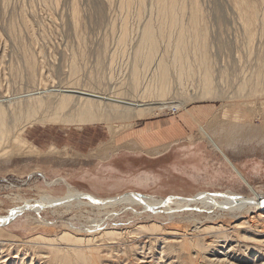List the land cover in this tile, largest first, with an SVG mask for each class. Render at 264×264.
I'll list each match as a JSON object with an SVG mask.
<instances>
[{
  "label": "rangeland",
  "instance_id": "1",
  "mask_svg": "<svg viewBox=\"0 0 264 264\" xmlns=\"http://www.w3.org/2000/svg\"><path fill=\"white\" fill-rule=\"evenodd\" d=\"M199 1L206 14V28L211 38L208 37V48L209 52L212 50L210 56H213L212 87L204 89L200 85L201 73L196 67L190 76H185L180 81L176 80L175 74L170 70L171 89L165 98L178 99L182 102L180 107L172 106L140 119L113 117L86 121L81 125L50 119L49 110L34 113L35 115L29 118H21L16 134L33 148L35 154L16 155L10 152L0 159V216L9 215V210L21 205L22 201L38 199L41 194L57 197L64 195L67 187L60 181L64 176L73 177L72 181L64 178L72 188L98 197L133 192L166 199L175 195L190 197L206 190L210 193L231 190L250 196L251 193L243 183L239 185L232 183L230 178L225 181L220 179L221 185L204 184V180H207L206 174L214 175L219 170L215 171L217 167L211 162L208 168L204 167V171H199L202 172V180L198 182L189 178V173L167 174L166 178L153 182L140 175L144 169L142 156L133 157L128 153L121 154L118 160H115L121 166L117 170L114 171L105 165L119 150L117 136L121 135L120 137L124 138L127 130L133 126H140L147 120L176 117L184 112L192 117H200L196 122L197 141L205 139L199 132V127L204 126L215 136L214 139L222 142L227 155L237 163L240 170L250 179V183L260 187V191L264 193V67L261 69L264 64V38L260 44L256 42L249 50L242 40L238 21L229 18L227 24H223L226 10L224 0L219 1L224 11L220 21L214 17L219 12L212 9L215 0ZM77 2L81 13L75 31L69 21V0H60L59 4L51 0H0V99H3L4 106L5 100L10 97L20 95L26 97V94L35 92L38 87L44 85L47 88L70 86L72 80H77L83 85L82 88L97 92L108 93L114 90L123 92L126 83L120 82L127 72L128 59L119 50L112 59L110 58V53L117 45L115 36L119 30L120 11L108 10L105 6L99 11L96 7L102 5L103 0ZM223 11H220V15ZM112 21L114 23H111ZM133 23L135 19L131 18L130 24ZM27 55L32 57L34 68L32 73L28 70ZM72 64L78 66L75 74L71 72ZM255 77L258 83L263 84L257 89L250 88L253 85L251 78ZM244 81L249 82L245 84ZM206 90L210 92L207 93ZM115 125L118 126L116 130L113 129ZM252 127L257 128V133L248 136ZM108 138H110L108 143L95 146L98 141ZM6 144H11L10 150L16 146L12 140ZM204 155L206 159L208 155ZM137 178L147 181H138ZM49 182L54 184L47 185ZM170 207L176 208L175 205ZM191 208L155 214L147 212L141 206L116 205L113 208L97 210L73 202L69 206L57 207L60 215L50 212L48 207H42L39 214L29 213L31 217H44L51 221V224H44V227L31 217L28 220L27 212L22 213L24 215L20 214L19 219L15 217L16 221L13 219L7 223L0 233L2 238H8L12 233L22 239L39 233L45 235L59 233L63 229L76 234L77 231H73L69 226L73 224L76 228L84 230L82 233L85 235L99 229H124L151 221L160 222L167 229H173L183 228L185 223L187 226L191 224V220L197 218L196 220L202 223H207L206 221L210 223L209 220H223L224 223L226 221L225 229L233 230L232 234L239 236L233 225L248 218L246 213L229 217L225 208H212L210 211L199 209V205H191ZM172 212L177 214L174 216L175 219L169 220L168 216ZM243 214L245 216H242ZM250 223L245 228L247 235L256 238L264 236L256 234L255 231L253 233L254 226ZM261 229L264 230L263 227ZM238 240L242 241L238 249H246L247 252L249 249L247 239L242 240L239 237ZM228 243L229 240L225 243L219 241L214 246L216 249H228L235 245L232 241L231 245ZM239 252L241 251L230 253L232 261L242 264L264 263L262 256L256 255V260H253L254 255H251L250 251L247 252L248 255Z\"/></svg>",
  "mask_w": 264,
  "mask_h": 264
},
{
  "label": "bare ground",
  "instance_id": "2",
  "mask_svg": "<svg viewBox=\"0 0 264 264\" xmlns=\"http://www.w3.org/2000/svg\"><path fill=\"white\" fill-rule=\"evenodd\" d=\"M51 1L59 4L60 0ZM219 1L215 0V6L212 8L219 12L214 16L218 21L224 16ZM224 4L226 10L223 24L229 18L232 21L233 19L237 20L241 28L242 40L249 50L253 48L256 42L260 44L264 38V0H224ZM102 6L108 10L113 9L112 11L116 9L121 13L119 14L120 22H118L119 30L115 36L117 45L113 49L114 51L110 53V58L112 59L119 50L128 59L127 72L120 82V84L126 83L125 89L123 92L114 90L109 91L110 94L102 93L89 88H82V84L77 80H72L70 86L47 88L44 85L38 87L37 91L26 94V97L23 95L10 97L5 100L6 106H4V101L1 98L0 159L9 155L10 152L16 153V155L22 153L35 154L32 151L33 148L16 134L17 125L21 118H29L34 113L49 110L50 119H60L66 123L75 122L81 125L86 121L91 122L113 117L140 119L172 106L180 107L182 102L178 99L172 97L171 100H166L165 98L171 89L170 70L175 74L176 80L180 81L183 77L190 76L196 67L201 73L200 85L204 89L212 87V79L214 78L213 56H210L212 50L209 52L210 49L208 48V37L210 38V36H208L206 28V14L199 0H103V4L97 5L96 8L101 11ZM221 10L223 11L222 15H220ZM80 13L81 9L77 0H69V21L75 31L78 27ZM116 17L118 18V15ZM131 18L135 19V23L130 24ZM116 21L115 23H117ZM235 23L232 24L235 25ZM256 51L258 50L256 49ZM27 58L28 70L32 73L34 71L32 57L27 55ZM263 67L264 64H262L261 69ZM77 70L78 66L72 64L71 72L75 74ZM247 82L249 81H244L245 84ZM251 83L253 85L250 88L257 89L263 85L257 82L256 77L251 78ZM206 92L208 93L210 90H206ZM117 127L115 125L113 129L116 130ZM199 132L205 138L203 140L208 146L219 152L239 181H242L248 188L251 193L250 196L231 190L216 193L206 192V190L190 197L175 195L166 199L133 192L112 197H98L72 188L62 178L60 181H63L67 187L64 195L57 197L41 194L38 199L29 201H22L19 198L22 201L21 205L9 210L10 220L5 224H0V230L3 231L4 226L15 217L19 219L22 213L34 212L39 214L42 207H48L50 212L60 215V211L58 212L56 208L69 206L73 202L97 210L113 208L116 205L141 206L147 212L151 211L155 214L160 212L171 213L175 209L186 210L190 209L191 205H199V209L209 211L212 208H225L228 211L227 215L232 218L237 217L239 213L248 214L246 215L248 218L233 225V229L239 236H234L233 230L225 229L226 221L224 223L223 220L215 219L216 221L209 220L210 223L208 221L202 223L197 221V218L191 220V224L187 226L185 223L183 228L174 227L173 229L169 227L167 229L160 222L151 221L124 229H99L85 235L82 233L84 230L76 228V225L73 224H69L70 228L82 234H75L63 229L59 233L46 235L39 233L22 239L8 231L11 233L8 238H2L0 233V264H242L234 262L230 258V253L236 251H241L239 253L244 255H248L247 252L250 251V254L254 255L253 258L251 257L253 260H256V255L262 256L263 259L264 236L256 238L247 235L245 228L252 221L250 223L254 226L252 232L264 235V230L261 229L264 228V203L261 205L262 208L258 205L259 201H263L264 193L260 191V187L251 184L237 164L229 158L222 142L217 141V138L214 139L215 136L211 135L204 126L199 127ZM256 133L257 128L252 127L248 136L256 135ZM9 140L16 144L13 150L9 149L11 144H6ZM137 179L142 181L141 178ZM94 180L97 181V178L94 177ZM143 181L146 182L147 179H143ZM52 184L54 183H47V185ZM57 184H59L58 181ZM171 205H175L176 208L172 209ZM175 214L173 212L169 214V220L174 218ZM7 216H0V223ZM30 217L29 214L27 219L29 220ZM31 218L43 227L44 224H51V221L44 217ZM239 237L242 240H248H246L249 243L247 252H245L246 249H238L240 242H242L238 240ZM227 240H229L228 244L232 241L235 245L228 249L215 248L214 245L218 244L219 241L225 243Z\"/></svg>",
  "mask_w": 264,
  "mask_h": 264
},
{
  "label": "crops",
  "instance_id": "3",
  "mask_svg": "<svg viewBox=\"0 0 264 264\" xmlns=\"http://www.w3.org/2000/svg\"><path fill=\"white\" fill-rule=\"evenodd\" d=\"M199 118V116L192 117L184 112L176 117L155 118L143 122L140 126H133L127 130L124 138H121V135L116 137L119 150L105 165L114 171L117 170L121 166L115 160H118L121 154L128 153L133 157L141 158L142 156L144 169L140 175H144L153 182L166 178L167 174L176 173H189V178L198 182L202 180V172L199 171H204V167L208 168L211 162L217 167L215 171L219 170L214 175L213 173L206 174L207 180H204V184L221 185L220 179L225 181L229 178L232 183L242 184L243 182L239 181L218 151L211 149L205 141H197L196 122ZM109 139L98 141L95 146L106 144ZM204 154L208 155L206 159ZM229 158L234 162L231 157ZM201 168L203 170H200ZM244 176L250 181L245 174ZM64 178L69 181L73 179V177L66 178L65 176Z\"/></svg>",
  "mask_w": 264,
  "mask_h": 264
},
{
  "label": "water",
  "instance_id": "4",
  "mask_svg": "<svg viewBox=\"0 0 264 264\" xmlns=\"http://www.w3.org/2000/svg\"><path fill=\"white\" fill-rule=\"evenodd\" d=\"M261 200V199H260ZM263 201H259L258 205L262 208V204L264 203V198L262 199ZM8 220H10L9 215L7 216V218H5L0 224H5Z\"/></svg>",
  "mask_w": 264,
  "mask_h": 264
}]
</instances>
